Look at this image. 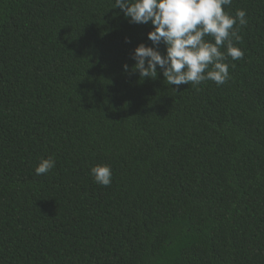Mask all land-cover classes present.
<instances>
[{"label": "trees", "instance_id": "obj_1", "mask_svg": "<svg viewBox=\"0 0 264 264\" xmlns=\"http://www.w3.org/2000/svg\"><path fill=\"white\" fill-rule=\"evenodd\" d=\"M237 9L230 79L177 87L123 71L153 26L115 0H0V264H264V0Z\"/></svg>", "mask_w": 264, "mask_h": 264}, {"label": "clouds", "instance_id": "obj_2", "mask_svg": "<svg viewBox=\"0 0 264 264\" xmlns=\"http://www.w3.org/2000/svg\"><path fill=\"white\" fill-rule=\"evenodd\" d=\"M231 5L232 0H115V7L130 23L153 26L147 34L152 46H136L132 53L135 63L131 68L125 64L123 71L138 73L143 81L156 79L159 70L167 85L177 87H195L205 81L217 86L225 84L230 79L227 58L236 61L244 56L234 41L242 40L240 28L248 24L246 10L237 9L234 15L225 11ZM161 43L165 46L163 53L159 50ZM55 163L51 156L41 158L35 174H48ZM90 173L99 185L106 187L112 182V170L107 164L94 165Z\"/></svg>", "mask_w": 264, "mask_h": 264}]
</instances>
